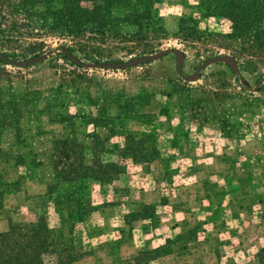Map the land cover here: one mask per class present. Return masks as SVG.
<instances>
[{
    "label": "rangeland",
    "instance_id": "rangeland-1",
    "mask_svg": "<svg viewBox=\"0 0 264 264\" xmlns=\"http://www.w3.org/2000/svg\"><path fill=\"white\" fill-rule=\"evenodd\" d=\"M153 13L165 32L138 43L0 33V231L9 219L44 215L77 253L72 264H256L264 243V45L228 38L230 22L206 15L198 0H160ZM183 17L198 38L175 34ZM61 45L77 61L63 58ZM164 49L183 53L184 76L218 56L236 67L213 61L188 81L172 52L123 70L99 66ZM139 133L153 136L144 144L157 154L121 157L124 136ZM66 137L84 146L85 164L122 167L112 182H86L81 203L93 208L70 234L60 226L64 211L45 195L56 182L54 145ZM45 263L58 264L56 255Z\"/></svg>",
    "mask_w": 264,
    "mask_h": 264
},
{
    "label": "trees",
    "instance_id": "trees-1",
    "mask_svg": "<svg viewBox=\"0 0 264 264\" xmlns=\"http://www.w3.org/2000/svg\"><path fill=\"white\" fill-rule=\"evenodd\" d=\"M159 2L0 0V33L30 37L43 33L63 39L87 36L98 38L101 42L115 40L120 43H138L146 39L145 35L149 31L165 32L160 19L153 13ZM198 7L208 16L224 17L230 22V32L226 35L228 38L264 45V0H198ZM189 20L187 17L181 18L175 33L184 40L198 38V30L188 24ZM39 44L43 45L41 42ZM66 49L68 53L72 52L69 47ZM60 54L69 59L67 55ZM151 140H154L153 136L147 133H139L138 137L125 135L120 156L148 161L157 154L155 145L144 144V141ZM53 149L55 153L51 158L56 182L48 185L45 195L52 200L54 210L64 211L60 226L65 227L70 234L75 223L83 221L93 208L87 203L89 208L86 209L81 203L82 196H85L86 182H112L122 167L118 162L103 164L99 160L85 164V148L75 137L56 140ZM94 149L99 151L100 148L94 146ZM2 154L0 149V157ZM2 195L0 190V210L3 209ZM64 239L63 231L48 227L44 215L37 214L34 221L27 223L9 219L7 230L0 231V264H46L45 257L49 254L56 255L58 264H72L78 255ZM153 252L158 255L161 249ZM256 264H264V243L256 254Z\"/></svg>",
    "mask_w": 264,
    "mask_h": 264
},
{
    "label": "water",
    "instance_id": "water-1",
    "mask_svg": "<svg viewBox=\"0 0 264 264\" xmlns=\"http://www.w3.org/2000/svg\"><path fill=\"white\" fill-rule=\"evenodd\" d=\"M61 52L65 55H67L71 61H73V62L77 61V58L74 55L69 54L68 50L66 48H62ZM168 52L174 53L175 58H176L177 67H178V72L181 75V77H183L184 79H186L188 81H192V80L196 79L199 76V71L213 61L224 62L232 68L236 67V62H235L234 58H232L230 56H218L214 59H211L209 61L204 62L192 75L184 76L182 73V70H181L183 53L178 49H164V50L158 51L156 53L142 55L139 57H134V58L126 60V61H106V62L101 63L99 66L103 69L123 70L126 68L134 67V66H137V65H140L143 63H148V62L157 60V59L161 58L162 56H164ZM45 57H46V55L42 54L40 57L30 58L26 62H24V61L15 62V64L20 66V67H24L26 64H34L37 61H39L40 59H44ZM4 61L6 63L12 62L8 58H4ZM85 66H95V64H85Z\"/></svg>",
    "mask_w": 264,
    "mask_h": 264
}]
</instances>
